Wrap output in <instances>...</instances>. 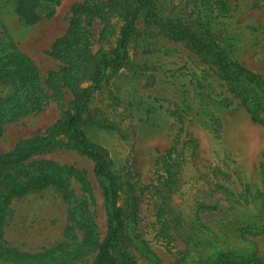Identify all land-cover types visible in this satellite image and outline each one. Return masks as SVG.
I'll return each mask as SVG.
<instances>
[{
	"label": "rangeland",
	"instance_id": "374dc122",
	"mask_svg": "<svg viewBox=\"0 0 264 264\" xmlns=\"http://www.w3.org/2000/svg\"><path fill=\"white\" fill-rule=\"evenodd\" d=\"M58 0L49 17L25 21L17 0H0V39L34 64L47 98L41 111L0 126V154L42 135L71 96L53 91L48 73L60 62L52 43L67 32L72 7ZM153 11L176 27L202 35L233 62L264 77V0H151ZM47 5V3L45 4ZM85 23H81L83 26ZM121 22L109 16L84 28L90 53L117 47ZM105 27V28H104ZM128 63L108 72L91 104L86 138L108 154V168L135 197L136 219L121 250L134 264H193L224 249L264 264L260 194L264 190V127L251 121L209 58L140 15L127 48ZM11 88L0 83V97ZM62 143V142H61ZM36 155L70 172L65 192L48 187L13 198L5 211L0 249L38 253L81 232L70 209L87 203L95 234L106 232L104 196L94 163L70 147ZM176 157V162L169 158ZM124 203L121 194L118 204ZM138 240L155 254L146 259ZM93 254L71 264H89ZM120 264V255L114 254ZM0 264H5L0 259Z\"/></svg>",
	"mask_w": 264,
	"mask_h": 264
},
{
	"label": "trees",
	"instance_id": "16d2710c",
	"mask_svg": "<svg viewBox=\"0 0 264 264\" xmlns=\"http://www.w3.org/2000/svg\"><path fill=\"white\" fill-rule=\"evenodd\" d=\"M58 0H17L25 21L49 17L51 7ZM47 3V5H45ZM140 15L158 23L167 35L184 41L194 51L209 58L217 74L232 96L249 115L252 122L264 127V77L243 65L231 61L224 51L206 42L202 35L176 27L169 19L153 11L151 0H83L72 7L70 25L62 37L51 46L50 56L60 64L48 73V81L59 96L68 93L62 116L42 135L24 140L13 151L0 154V240L2 239L5 211L13 198L48 187L65 192L69 188L66 167H57L50 161L34 157L58 146L70 147L93 161V174L103 191L107 228L98 240L95 234L93 212L86 202L70 209L72 227L81 232L79 240L60 242L38 253L20 252L8 247L0 249L5 264H71L93 254L89 264H112L115 253L120 264H134L128 253L122 251L126 227L136 219L137 204L129 189L108 168L105 149L86 138L83 127L91 120V104L95 95L104 89L108 72L116 71L128 63V43ZM109 16L120 20L117 47L110 52L90 53L89 39L84 28L94 19L102 23ZM85 23L81 26V23ZM105 28V27H104ZM0 83L11 88L9 96L0 97V126L20 117L41 111L47 93L34 64L19 53L14 45L0 39ZM91 119V120H90ZM169 160L176 162V157ZM124 203L118 204L120 195ZM261 223L264 228V190L260 194ZM264 230V229H263ZM142 255L153 261L155 254L144 241L138 240ZM193 264H262L256 255H237L224 249L212 254L199 255Z\"/></svg>",
	"mask_w": 264,
	"mask_h": 264
}]
</instances>
